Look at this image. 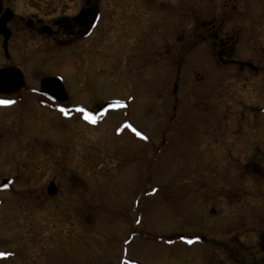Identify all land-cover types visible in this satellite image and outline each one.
<instances>
[{"label":"rangeland","instance_id":"obj_1","mask_svg":"<svg viewBox=\"0 0 264 264\" xmlns=\"http://www.w3.org/2000/svg\"><path fill=\"white\" fill-rule=\"evenodd\" d=\"M240 1L251 15L235 57L253 60L255 75L213 58L241 22L223 21L227 0H102L115 30L102 38V26L83 59L82 46L56 50L36 74L61 78L67 106H46L36 75L0 104V183L13 180L0 192V264H214L239 242L233 232L263 230L264 184L238 174L237 160L202 153L197 138L214 128L221 144L226 113L234 133L245 114L247 140L262 150L247 154V170L264 173V115L254 116L264 107V29L251 20L255 0ZM111 101L128 108L90 120L69 109Z\"/></svg>","mask_w":264,"mask_h":264},{"label":"flooded vegetation","instance_id":"obj_2","mask_svg":"<svg viewBox=\"0 0 264 264\" xmlns=\"http://www.w3.org/2000/svg\"><path fill=\"white\" fill-rule=\"evenodd\" d=\"M227 2H231L232 13L230 15L227 12L223 13V21L237 17L241 19V22L236 26L238 30L237 36L234 34L227 37L226 35L225 40L217 45L219 47L218 52H214L213 58L219 61L217 62L218 65L221 63L225 67L233 66L237 68L238 73L241 75L244 72L255 75V73L259 72V69L257 65L252 63L253 60L251 62L247 60L241 61L235 57L236 45L240 38L244 36L245 27L250 23L248 19V23L245 20L247 14L248 16L250 14L249 6L246 2L240 0H227ZM101 4L102 0H0V25L3 27V31L0 33V69H19L26 79L30 76H35L40 71L43 72L44 70L41 69L43 62L45 60L49 62L54 57H57L55 52L60 48L82 46V50H79L78 54V57L81 59L93 53L92 48L99 46L98 44L101 40V27L104 26L102 38L106 35L109 36L113 29L115 30L116 28V23H103V21L109 19L115 20L112 18L114 12L106 14ZM239 5L240 10L238 12L239 8L237 7ZM254 5H256V13L253 12L251 20H254L257 30H262L264 29V0H255ZM214 10L213 5L208 12L210 23H213ZM144 12H138L137 17H142ZM142 19L144 21V17ZM132 20L135 21V18ZM199 26L202 27V24H197L196 28H199ZM217 38L218 34H212L210 39L213 44ZM54 76L51 74L44 76L36 75L37 78L41 77V79ZM174 89L176 92V85ZM40 97L45 100L46 106H67L66 103L54 104L46 98ZM106 103L98 105L96 109H88L81 104L80 106L71 105L69 109L89 111L88 116L90 119H95L96 117L99 118L102 112L110 111L102 110L103 105ZM254 113H257L254 115L255 118L264 115V107L257 109ZM226 115L227 118L222 119L223 124L221 126L224 128L220 132L230 134L221 135L223 137L221 144L216 143L220 135H215L214 128L210 129L212 134L208 132V135H197L198 140L206 138L202 149L206 152L202 153L210 157L215 153L223 154L227 162L237 160L234 163L238 164V174H241L243 178L248 177V179H253L255 183L264 184V173L259 165L255 164V167L259 169H252V172H250L248 171L249 169L247 170L248 166L246 163L248 153L250 156L253 153V157H258L262 153V150H260L261 141H255L254 146H251L252 144L248 142V135L246 134V129L243 127L244 123H246L245 114H240L238 117L236 125L238 127L236 129L238 130L237 133L230 132V114L226 113ZM163 135H165V131ZM162 143H165L164 138ZM215 148L222 151L215 152ZM249 175L253 178H249ZM262 216L264 217V213ZM262 228L263 230L251 231L249 232L250 234L233 232L232 234H240L239 242L236 244L230 241L225 244L226 246L223 247L224 259L216 261L214 264H264V222L261 225Z\"/></svg>","mask_w":264,"mask_h":264},{"label":"water","instance_id":"obj_3","mask_svg":"<svg viewBox=\"0 0 264 264\" xmlns=\"http://www.w3.org/2000/svg\"><path fill=\"white\" fill-rule=\"evenodd\" d=\"M3 31V27L0 25V33ZM26 87L25 79L22 73L16 68L0 69V97L19 93ZM39 93L54 102L65 103L67 101V95L64 86L60 79L56 77H47L40 81ZM104 109L108 108H128L126 102H114L105 104ZM11 180H3L0 184V191L6 190L11 184ZM56 193V187L52 182L48 184L47 194L53 196ZM186 241H191L190 238H185Z\"/></svg>","mask_w":264,"mask_h":264},{"label":"snow or ice","instance_id":"obj_4","mask_svg":"<svg viewBox=\"0 0 264 264\" xmlns=\"http://www.w3.org/2000/svg\"><path fill=\"white\" fill-rule=\"evenodd\" d=\"M11 103H13V102L10 101V100H0V104L8 105V104H11ZM61 110L63 111V109H61ZM80 111L83 112L84 110L81 109ZM85 119H90V117L89 116H85ZM133 131L135 132L136 135L141 136V138H146V137H143L142 133L136 131L135 129H133ZM189 243H191V241H189ZM0 255H2V254H0Z\"/></svg>","mask_w":264,"mask_h":264}]
</instances>
